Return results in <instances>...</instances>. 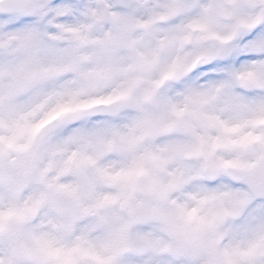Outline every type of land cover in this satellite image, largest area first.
<instances>
[{
  "label": "snow or ice",
  "instance_id": "obj_1",
  "mask_svg": "<svg viewBox=\"0 0 264 264\" xmlns=\"http://www.w3.org/2000/svg\"><path fill=\"white\" fill-rule=\"evenodd\" d=\"M0 264H264V0H0Z\"/></svg>",
  "mask_w": 264,
  "mask_h": 264
}]
</instances>
